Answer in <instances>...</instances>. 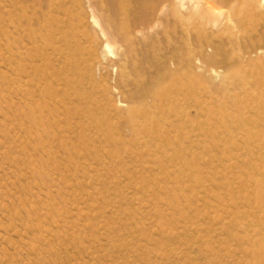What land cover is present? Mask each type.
I'll list each match as a JSON object with an SVG mask.
<instances>
[{
	"label": "rangeland",
	"instance_id": "374dc122",
	"mask_svg": "<svg viewBox=\"0 0 264 264\" xmlns=\"http://www.w3.org/2000/svg\"><path fill=\"white\" fill-rule=\"evenodd\" d=\"M261 45L264 0H0V264H264Z\"/></svg>",
	"mask_w": 264,
	"mask_h": 264
},
{
	"label": "bare ground",
	"instance_id": "6f19581e",
	"mask_svg": "<svg viewBox=\"0 0 264 264\" xmlns=\"http://www.w3.org/2000/svg\"><path fill=\"white\" fill-rule=\"evenodd\" d=\"M193 62H195V61H193ZM242 62H243V60H242ZM201 63H203V62H201ZM246 63H247V69H246L247 70V76H246V99H247V101H246V104H247V107H246L247 108L246 129H245V126L241 120H237V122L239 123V125H242V127L246 131V144H248L249 150H251L250 155L247 159V164L251 170V173L254 174L252 177V180L258 186L257 194H258V197L260 198V206H261L260 208L263 211L264 210V45L258 49H255L252 54H249ZM181 78H182L181 72L174 73L172 80H173V83L177 82V84H175L176 94H181V91L184 90V87H185V85H184V87H182L183 83L180 82ZM189 80H190V78H189ZM187 82H189V81H187ZM189 87H191V84H190V86L189 85L187 86V88H189ZM192 89H194V88H192ZM185 92L186 91H184V93ZM198 102L199 101L196 100V103H198ZM148 104L149 103L147 101H145V103H144L145 108L141 107V108H139V110H137V109L136 110H130V118L129 119H130V123H131L134 130H141L143 128L146 129L148 127V125H158L160 127H163L164 129H166L165 131H167L168 132L167 134H169L167 137H169L171 134L170 131L174 130L175 128L178 129V127H180V126H183L182 125L183 124L182 116L185 115L183 108L176 106V104L168 107L169 113H171L169 111V109L172 110L171 116H173L172 117L173 119L170 121H167L166 117L165 118H163V117L162 118H155V116L152 113V108H151L152 105H148ZM138 111L140 113L139 115L136 114ZM169 128H170V130H167ZM231 136H232V134H231ZM169 139L167 138V144L171 146L173 144H172L171 138H169ZM191 143H193V141H191ZM166 149H167V147H166ZM255 150H257V152L260 151L261 155L259 153L255 154ZM186 164L188 165V167L191 166V164H189V163H186ZM190 169H191V167H190ZM246 184H247V182H246ZM241 241H243V240H241ZM253 246H254V244H253Z\"/></svg>",
	"mask_w": 264,
	"mask_h": 264
}]
</instances>
